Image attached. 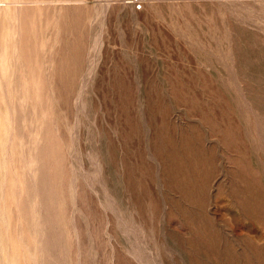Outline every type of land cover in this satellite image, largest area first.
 <instances>
[{
    "label": "rangeland",
    "instance_id": "rangeland-1",
    "mask_svg": "<svg viewBox=\"0 0 264 264\" xmlns=\"http://www.w3.org/2000/svg\"><path fill=\"white\" fill-rule=\"evenodd\" d=\"M0 264H264V0H0Z\"/></svg>",
    "mask_w": 264,
    "mask_h": 264
},
{
    "label": "built area",
    "instance_id": "built-area-1",
    "mask_svg": "<svg viewBox=\"0 0 264 264\" xmlns=\"http://www.w3.org/2000/svg\"><path fill=\"white\" fill-rule=\"evenodd\" d=\"M124 3L131 5L134 10L141 9V0H124Z\"/></svg>",
    "mask_w": 264,
    "mask_h": 264
},
{
    "label": "crops",
    "instance_id": "crops-1",
    "mask_svg": "<svg viewBox=\"0 0 264 264\" xmlns=\"http://www.w3.org/2000/svg\"><path fill=\"white\" fill-rule=\"evenodd\" d=\"M131 6V5H130ZM132 7V6H131ZM133 9V8H132Z\"/></svg>",
    "mask_w": 264,
    "mask_h": 264
}]
</instances>
